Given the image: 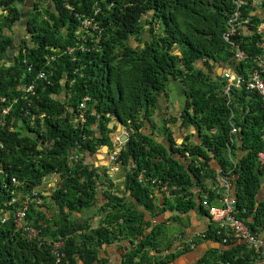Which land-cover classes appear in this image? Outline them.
<instances>
[{
	"label": "trees",
	"instance_id": "trees-1",
	"mask_svg": "<svg viewBox=\"0 0 264 264\" xmlns=\"http://www.w3.org/2000/svg\"><path fill=\"white\" fill-rule=\"evenodd\" d=\"M17 1L23 2L0 0V264H56L52 244L58 235L39 210L46 205L39 188L53 173L62 178L52 194L64 240L59 264H107L99 248L116 239L129 242L121 264L171 262L179 253L158 255L167 230L166 221L157 224L156 217L167 209L175 211V219L191 210L209 214L222 196L212 188L219 175L232 181L236 215L253 232L264 233V102L245 83L226 93L227 80L212 72L215 65L231 64L248 76L260 58L264 61V28H259L264 17L251 14L252 0L242 11L243 19H252L234 37L248 55L238 62L232 60L235 47L224 39L234 0H35L41 16L29 13L23 21ZM86 17L97 28L85 26ZM202 60L206 69L198 66ZM39 69L52 83L35 80L34 94L18 89L32 83ZM172 78L183 83L187 96L181 124L194 127L199 141L187 135L178 143L167 125L165 142L144 130L142 112L149 118ZM85 96L90 100L81 121ZM113 119L129 131L117 159L124 189L122 195L106 192L107 212L90 229L87 222L68 219L66 209L94 202L99 173L85 155L102 145L115 149ZM232 126L238 127L236 134ZM72 150L80 155L76 161L70 159ZM213 159L219 169L212 167ZM152 178L166 183L168 191ZM35 192L42 204L33 200ZM18 208L25 209L28 224L41 229V237L18 226ZM205 231L204 240L225 248L210 250L196 264H256V253L245 243H223L229 230L219 221L212 219Z\"/></svg>",
	"mask_w": 264,
	"mask_h": 264
},
{
	"label": "crops",
	"instance_id": "crops-1",
	"mask_svg": "<svg viewBox=\"0 0 264 264\" xmlns=\"http://www.w3.org/2000/svg\"><path fill=\"white\" fill-rule=\"evenodd\" d=\"M44 4L47 6V1H44ZM250 8L252 15L264 17V0H252ZM3 12L4 11L0 8V13ZM23 19L26 18L23 17L22 21ZM244 28L245 27L242 26L243 32ZM259 28L262 30L264 27L260 25ZM25 34L26 30L23 29L22 35L24 36ZM203 61L204 60L200 61L198 66L206 69V67L203 66ZM222 71L223 68L219 67L218 65L212 67V72L214 74L222 75ZM186 103L187 96L183 83L178 79H170L167 83L166 93L164 96L160 97L158 106L154 110L149 111V118L146 117L145 111L142 112L144 130L146 133H152L159 141L165 142V136L162 132V128L164 125H167L171 130H173L174 136L178 143H181L184 137L187 135L190 136L191 140L199 141L200 135L194 127L190 126L187 129L181 124V115ZM109 128L112 129V132H110V138L114 143V148L117 150V148L120 146L118 138L121 136L122 132H124V125L117 121V119H113L109 123ZM104 146L107 148L105 149ZM121 146H123V144ZM72 152L77 153L75 150H72ZM112 152L113 149H110L108 145L100 146L97 151L92 154L86 152V163H88L91 168H95L99 173V176H96L95 179L96 195L94 202L90 206L84 207L82 210L74 209L69 211L66 209V211L69 213L68 219H71L75 224H84L87 222L88 225H90V229L96 228L107 212L106 203L108 198L105 195L106 192H113L115 194L122 195V191L124 189L125 172L119 163L110 159ZM211 163L212 167L219 169V163L216 159H213ZM61 181L62 178L60 173H53L52 175L44 178V181L39 188L41 193L44 195L43 198H45L46 203V205L41 207L42 209L39 210L47 213L49 224L52 225V230L54 233H56L55 236L58 235L57 237L60 235L57 231V228H59L57 223L60 217V211L58 206L52 202V194L55 192L58 186H60ZM232 192L234 193L233 188ZM127 195L129 196L130 193L127 192ZM161 196V194L158 195V197ZM220 204L221 203L218 199L213 204V206ZM175 214L176 213L173 210V213L166 217L164 221H162H166L164 228L167 231L161 241L162 251L158 252V255L162 257L166 253H179V255L176 256L171 262L166 264H196L202 260L205 255H208L210 250L215 249V251L218 252L224 250V245L215 240L199 241L194 247L185 245V242L182 241L183 238L184 240L187 239L196 231L206 230L213 219L210 214H202L197 210H191L188 213L181 214V218L179 219L172 217ZM146 215L149 217V213H146ZM154 220L155 219L153 218L152 221ZM43 221L45 220H42L41 224L46 226L47 224ZM50 237L53 236L51 235ZM128 245V241H119L118 239L110 243H104L102 247L99 248V256L104 260L106 259L107 264H121L129 249ZM187 246L190 248H185ZM168 247H170L169 250H167ZM151 253L155 254L156 252L151 250Z\"/></svg>",
	"mask_w": 264,
	"mask_h": 264
},
{
	"label": "built area",
	"instance_id": "built-area-1",
	"mask_svg": "<svg viewBox=\"0 0 264 264\" xmlns=\"http://www.w3.org/2000/svg\"><path fill=\"white\" fill-rule=\"evenodd\" d=\"M236 4V8L234 12L232 13L231 17L228 20L227 30L224 32V39L231 45L235 47V51L233 53L232 60L235 62L245 60L248 55L247 53L242 50L239 45L234 40V37L237 36L238 33H240V29L242 30V26L245 28L249 25L251 21V16H248L243 19V8L247 4L246 0H234ZM98 13V10L95 12ZM83 24L85 26H93L94 28H97V25H94L93 20L89 17H86L83 19ZM231 60V61H232ZM258 68H255L248 76H242L235 72V70L232 68L231 64L228 65L226 68H223L222 76L224 79L227 80V83L225 85V91L228 93L231 89V86H240L242 83L246 84L247 88L255 89L259 92V94L262 96V100L264 102V61L262 58L258 60ZM28 71H33L32 65H28L27 67ZM35 80H42L46 81L47 83H52L51 79L49 77V74L45 69H39L33 79V82L29 85L23 84L19 85L18 89L30 92L31 94L35 93ZM90 100L89 96H85L84 99L80 103V109L82 110L81 119L84 121L83 117V110L87 108V102ZM4 110V112H6ZM237 126H232L231 132L236 134L238 132ZM118 150H114L111 153L110 159L112 161H117L118 159ZM72 158L77 159L78 156H72ZM113 170V169H112ZM144 172H140L138 177L139 181L143 182L145 180L144 178ZM153 183L161 184L162 188L164 190L168 191L167 184L161 183L160 179L152 178ZM213 189H220L222 191V196L219 198L220 205H215L210 207V215L214 220L219 221L222 226L229 230V235L223 236L222 241L223 243H229V242H243L252 249L256 253V264H264V234L263 233H257L253 232L249 226L245 223V221L236 215L234 209H235V203H236V197L234 196V193L232 192L233 184L229 177L219 175L217 178V183L212 187ZM35 202L42 204L43 198L38 197V193L35 192L34 199ZM26 217V211L25 209L18 208L16 212V220L18 223V226L22 227L24 232L28 234L30 237H41V229L38 227L31 226L28 224L27 221H25ZM222 229L217 231L218 235H222ZM206 231H196L193 235L189 236L187 239L182 241L185 242V245H188L190 247H194L197 245V242L199 240H204L207 238ZM56 241V242H55ZM54 241L52 244V250L54 254L57 256L56 264H59L62 259V255L64 254L62 249L64 247V240L60 238V236ZM58 243V245H57Z\"/></svg>",
	"mask_w": 264,
	"mask_h": 264
},
{
	"label": "water",
	"instance_id": "water-1",
	"mask_svg": "<svg viewBox=\"0 0 264 264\" xmlns=\"http://www.w3.org/2000/svg\"><path fill=\"white\" fill-rule=\"evenodd\" d=\"M20 5L21 4L18 3L17 7L20 8ZM26 7H29V5L26 4ZM28 14L29 13H26V15H28ZM128 138H129V131H128V128L126 126H124V132H122L121 136L119 137L121 144L125 143L128 140ZM104 148L106 149L107 147L104 146ZM117 149L120 151L122 149V146H119ZM172 213H173V210H166L164 213H161L160 215H158L156 217V223L158 224V223L164 221L166 219V217L170 216Z\"/></svg>",
	"mask_w": 264,
	"mask_h": 264
},
{
	"label": "flooded vegetation",
	"instance_id": "flooded-vegetation-1",
	"mask_svg": "<svg viewBox=\"0 0 264 264\" xmlns=\"http://www.w3.org/2000/svg\"><path fill=\"white\" fill-rule=\"evenodd\" d=\"M20 3V8H18L20 10L21 16H26V13H33L34 15L37 14L38 11L41 10V6L38 4H35L33 6V3H38L37 1L35 2V0H23V2H16V5ZM26 4L29 5V8L26 7Z\"/></svg>",
	"mask_w": 264,
	"mask_h": 264
},
{
	"label": "clouds",
	"instance_id": "clouds-1",
	"mask_svg": "<svg viewBox=\"0 0 264 264\" xmlns=\"http://www.w3.org/2000/svg\"><path fill=\"white\" fill-rule=\"evenodd\" d=\"M247 1V0H246ZM247 3H248V1H247ZM261 26H263L264 27V23L263 24H261ZM22 85H23V83H22ZM84 117V116H83ZM80 120L82 121V119H81V116H80ZM119 139V138H118ZM119 141V144H120V146L122 145V144H124V143H122L121 144V142H120V140H118ZM118 150V149H117ZM114 151V150H113ZM119 151V150H118ZM75 155H77L78 156V158L77 159H79V156L80 155H78V153H72V155L70 156V159H72L73 161H76L77 159H74V158H72V156H75ZM117 162V161H116ZM118 163V162H117Z\"/></svg>",
	"mask_w": 264,
	"mask_h": 264
},
{
	"label": "rangeland",
	"instance_id": "rangeland-1",
	"mask_svg": "<svg viewBox=\"0 0 264 264\" xmlns=\"http://www.w3.org/2000/svg\"><path fill=\"white\" fill-rule=\"evenodd\" d=\"M37 15H39V16H41L40 14H38V12H37ZM137 42H135L134 40H132V44L134 45V44H136ZM56 242V241H55ZM57 245H58V243H57Z\"/></svg>",
	"mask_w": 264,
	"mask_h": 264
}]
</instances>
